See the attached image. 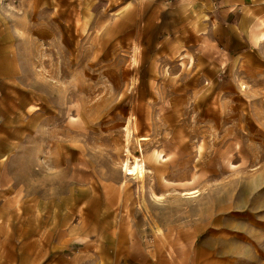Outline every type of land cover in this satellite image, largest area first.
Masks as SVG:
<instances>
[{
  "label": "rangeland",
  "instance_id": "374dc122",
  "mask_svg": "<svg viewBox=\"0 0 264 264\" xmlns=\"http://www.w3.org/2000/svg\"><path fill=\"white\" fill-rule=\"evenodd\" d=\"M0 9L15 46L0 65V135L10 143L0 142V171L29 194L28 207L36 199L35 224L20 232L57 234L63 208L77 211L74 223L109 224L116 239L160 249V264H264V53L176 48L185 35L161 31L139 0H3ZM131 122V165L154 146L176 158L170 138H184L165 173L177 191L157 185L155 199L156 177L143 190L124 177ZM189 190L199 193L180 196Z\"/></svg>",
  "mask_w": 264,
  "mask_h": 264
},
{
  "label": "crops",
  "instance_id": "0c3cea01",
  "mask_svg": "<svg viewBox=\"0 0 264 264\" xmlns=\"http://www.w3.org/2000/svg\"><path fill=\"white\" fill-rule=\"evenodd\" d=\"M139 1L149 8L147 15L157 20V26H163L161 31L185 35L184 40L173 44L176 48H181V43L187 48L207 42L231 56H263L264 0ZM6 25L0 9V65L11 59L5 57V50L15 47ZM98 33L94 31L93 38ZM84 34L89 36L90 33L85 31ZM134 47L139 50L134 56L137 61L140 47L137 43L132 44V53ZM0 85L3 86V82ZM37 110L36 106L31 107L32 112ZM0 136V142L8 146L9 138ZM7 157V152H0V161ZM3 177L0 171V264H160L155 260L163 257L160 249L148 250L138 240L116 239L115 231L112 230L110 235L111 230H107L109 224L97 229L74 223L72 218L77 214L76 210L63 212L60 208L55 212V215H63L55 235L20 232V224L28 223L30 219L31 224H35L36 199L34 206L28 207L29 194L23 187L15 186L14 180L3 182ZM72 246L76 248L72 249Z\"/></svg>",
  "mask_w": 264,
  "mask_h": 264
},
{
  "label": "bare ground",
  "instance_id": "6f19581e",
  "mask_svg": "<svg viewBox=\"0 0 264 264\" xmlns=\"http://www.w3.org/2000/svg\"><path fill=\"white\" fill-rule=\"evenodd\" d=\"M135 54H136V49L134 47L133 57L135 56ZM134 60H135V58H134ZM133 83H134V81H133ZM129 118H130V116H129ZM131 123H132V125L127 126V128L125 127L126 132L124 133V141H123V147H122V152L126 156V159L122 165L124 177L126 179H134L137 182L139 180H141L143 183H145L143 185H141L140 182L138 183L139 188H141L142 190H143V188L147 187L146 186V177H156L158 180H156L155 184L151 185V190H150L151 196L155 199L158 197V195H156L157 193H155L156 192L155 189H156L157 185H158V188L162 186L163 189L164 188H172L173 191H177L175 188L176 186L170 185V183L167 181L168 179L167 180L165 179V177H166L165 173L167 171L168 166L170 164L171 165L175 164L178 156H180V155L182 156V153L180 150H181V145H182L183 139H184V138H182L183 136L181 137L182 139L180 138L181 139L180 141H176V139L170 138V143L174 146L173 147V153H178L176 158L171 157V155H168V157H164V156L161 157V155H163V152H164V146H160V147L154 146L153 151L150 154V156L147 155V157L144 159H138L137 157L134 156L133 157V164L131 165L130 164L131 161L129 162V160L131 159V156H133L132 152L135 151L134 150V135H135V132L138 130V124H135V122L134 123L131 122ZM182 131L184 132L185 130H182ZM167 138L168 137H166V139ZM161 159H164V161H161ZM152 165L155 166V171L151 172L150 166H152ZM196 167H198L197 164H195L193 166V168H196ZM145 170H146V174L144 173ZM148 170H150L149 172H151V174L152 173L156 174V176L147 175ZM182 175H183V173H182ZM182 175H181V177H182ZM179 176H178V178H179ZM140 177H143V178L140 179ZM198 193H199V190H189L188 192L180 193L181 194L180 196H182V197L185 196L187 198H193V197L197 196Z\"/></svg>",
  "mask_w": 264,
  "mask_h": 264
},
{
  "label": "built area",
  "instance_id": "2783aa9c",
  "mask_svg": "<svg viewBox=\"0 0 264 264\" xmlns=\"http://www.w3.org/2000/svg\"><path fill=\"white\" fill-rule=\"evenodd\" d=\"M0 125H1V119H0Z\"/></svg>",
  "mask_w": 264,
  "mask_h": 264
}]
</instances>
